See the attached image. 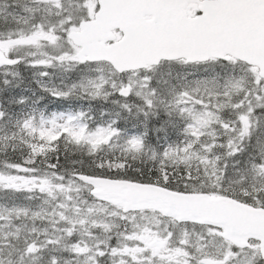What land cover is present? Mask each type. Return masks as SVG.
<instances>
[{
	"label": "snow or ice",
	"instance_id": "snow-or-ice-1",
	"mask_svg": "<svg viewBox=\"0 0 264 264\" xmlns=\"http://www.w3.org/2000/svg\"><path fill=\"white\" fill-rule=\"evenodd\" d=\"M0 264H264V0H0Z\"/></svg>",
	"mask_w": 264,
	"mask_h": 264
}]
</instances>
